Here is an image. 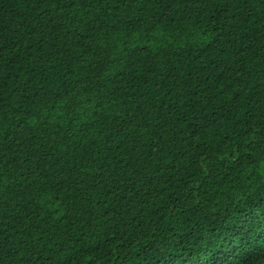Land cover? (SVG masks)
Returning a JSON list of instances; mask_svg holds the SVG:
<instances>
[{
    "label": "trees",
    "instance_id": "1",
    "mask_svg": "<svg viewBox=\"0 0 264 264\" xmlns=\"http://www.w3.org/2000/svg\"><path fill=\"white\" fill-rule=\"evenodd\" d=\"M0 264H264V0H0Z\"/></svg>",
    "mask_w": 264,
    "mask_h": 264
}]
</instances>
